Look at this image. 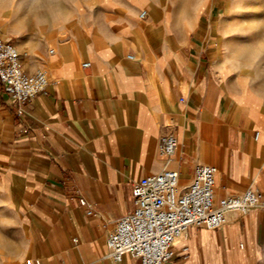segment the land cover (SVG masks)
Listing matches in <instances>:
<instances>
[{
    "label": "crops",
    "instance_id": "obj_1",
    "mask_svg": "<svg viewBox=\"0 0 264 264\" xmlns=\"http://www.w3.org/2000/svg\"><path fill=\"white\" fill-rule=\"evenodd\" d=\"M237 8L72 0L21 24L10 15L7 31L0 22L23 70L49 80L23 105L0 84V264H141L112 261L106 241L134 210V184L164 169L184 188L209 165L216 200L253 189L264 201V63L245 69L232 54ZM165 136L178 143L171 157ZM172 249L173 264H264V208L190 226Z\"/></svg>",
    "mask_w": 264,
    "mask_h": 264
},
{
    "label": "built area",
    "instance_id": "obj_2",
    "mask_svg": "<svg viewBox=\"0 0 264 264\" xmlns=\"http://www.w3.org/2000/svg\"><path fill=\"white\" fill-rule=\"evenodd\" d=\"M88 66V63L83 65ZM0 84L12 101L23 105L45 94L49 80L43 70L27 74L18 50L0 39ZM17 114L21 115L22 110ZM177 147V140L172 136L159 140V148L167 157H171ZM215 173L212 166H197L190 184L184 188L179 185L178 173L171 169L135 183L132 189L134 210L121 218L109 234L107 257L119 263L129 254L141 264H173V243L188 227L216 230L225 223L229 211L245 214L250 209L264 208L262 194L253 189L216 200ZM79 204L87 209L88 215H93L86 201L80 199ZM26 264L40 263L28 260Z\"/></svg>",
    "mask_w": 264,
    "mask_h": 264
},
{
    "label": "rangeland",
    "instance_id": "obj_3",
    "mask_svg": "<svg viewBox=\"0 0 264 264\" xmlns=\"http://www.w3.org/2000/svg\"><path fill=\"white\" fill-rule=\"evenodd\" d=\"M72 0H0V22L9 29L10 15L17 24L31 19H40L46 10L54 8L57 3L70 4ZM232 3V0H226ZM237 12L235 19L239 22V51L232 54L239 59L241 67L258 68L264 63V0H235ZM232 16V12H229ZM232 19V17L230 18ZM264 66V65H262Z\"/></svg>",
    "mask_w": 264,
    "mask_h": 264
}]
</instances>
